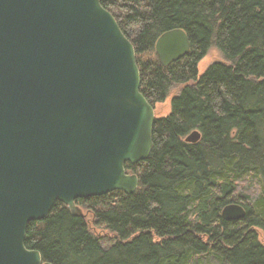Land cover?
Here are the masks:
<instances>
[{
    "label": "trees",
    "instance_id": "trees-1",
    "mask_svg": "<svg viewBox=\"0 0 264 264\" xmlns=\"http://www.w3.org/2000/svg\"><path fill=\"white\" fill-rule=\"evenodd\" d=\"M101 4L135 47L148 102L155 108L178 92L171 113L156 118L150 158L126 165L137 191L80 199L81 215L56 203L29 224L27 249L50 264H264V0ZM177 29L191 50L165 67L156 43ZM213 48L222 61L199 76ZM196 131L200 140L188 143ZM232 204L244 207L243 219H223Z\"/></svg>",
    "mask_w": 264,
    "mask_h": 264
},
{
    "label": "water",
    "instance_id": "water-1",
    "mask_svg": "<svg viewBox=\"0 0 264 264\" xmlns=\"http://www.w3.org/2000/svg\"><path fill=\"white\" fill-rule=\"evenodd\" d=\"M190 50L180 29L156 43L165 67ZM155 121L135 47L101 0H0V264H50L25 241L56 203L81 215L80 199L133 195L126 165L150 158Z\"/></svg>",
    "mask_w": 264,
    "mask_h": 264
},
{
    "label": "rangeland",
    "instance_id": "rangeland-1",
    "mask_svg": "<svg viewBox=\"0 0 264 264\" xmlns=\"http://www.w3.org/2000/svg\"><path fill=\"white\" fill-rule=\"evenodd\" d=\"M218 61H222V55L217 49L213 48L208 53V55L200 62L199 67H198L199 76H203L206 73V71ZM177 92H178L177 89L174 90L172 92V95L165 102L158 103L155 106L156 118L166 117L171 113V102H172L173 96H175ZM88 214L89 213H87L86 215ZM90 216L91 215L89 214L88 217L90 218ZM91 225H94V222H92ZM93 227L96 233L99 235V237H101L104 247L105 248L110 247L113 241L111 236L107 234V232L104 231L102 228L95 227V226Z\"/></svg>",
    "mask_w": 264,
    "mask_h": 264
}]
</instances>
